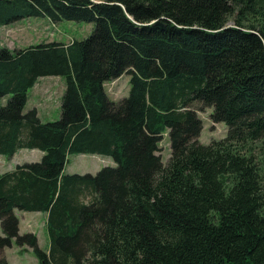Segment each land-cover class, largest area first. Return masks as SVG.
Masks as SVG:
<instances>
[{
    "label": "trees",
    "instance_id": "obj_1",
    "mask_svg": "<svg viewBox=\"0 0 264 264\" xmlns=\"http://www.w3.org/2000/svg\"><path fill=\"white\" fill-rule=\"evenodd\" d=\"M28 17L94 27L0 48V155L43 153L0 173V253L15 239L38 264H264V153L245 149L264 142V0H0V27ZM123 74L114 101L104 83ZM43 76L65 79L47 122L23 111ZM203 107L224 138L197 139ZM76 153L116 165L67 174ZM15 210L47 213V251Z\"/></svg>",
    "mask_w": 264,
    "mask_h": 264
},
{
    "label": "rangeland",
    "instance_id": "obj_2",
    "mask_svg": "<svg viewBox=\"0 0 264 264\" xmlns=\"http://www.w3.org/2000/svg\"><path fill=\"white\" fill-rule=\"evenodd\" d=\"M256 19V18H255ZM261 20V16L258 17ZM254 17L248 15V22L243 19V23H249ZM233 19L230 18L226 25L232 26ZM94 27L93 23L74 20H60L52 22L47 18L28 17L16 20L8 25L0 27V48L17 49L48 41H62L71 43L73 39L81 40L87 37ZM128 74H123L119 78L104 83L105 92L108 97L114 101L128 95L130 88ZM62 76H43L39 77L36 84L27 90V100L23 111L36 108L39 120L42 122L53 121L59 118L60 102L62 92L65 89V81ZM10 95L0 97V105L4 104ZM212 107H203L197 114L202 122L200 136L197 138L200 143L208 144L212 140H219L226 136L227 126L224 122H213L210 118ZM163 137L159 142V151L163 164L167 162L170 156V141L168 131L162 133ZM245 149H253V152L261 159L264 153V142H252L247 144ZM42 156L38 149H19L15 154L0 155V173L12 169L16 164L30 161H39ZM63 167L67 174L96 173L103 166H114L116 163L110 156L100 154H69ZM19 220V233L32 232L37 236L38 246L47 251L49 249V238L46 232V214L35 211L15 210ZM0 234L2 228L0 225ZM21 248L12 240L10 246L4 247L0 253L8 264H38L35 252L32 248Z\"/></svg>",
    "mask_w": 264,
    "mask_h": 264
},
{
    "label": "crops",
    "instance_id": "obj_3",
    "mask_svg": "<svg viewBox=\"0 0 264 264\" xmlns=\"http://www.w3.org/2000/svg\"><path fill=\"white\" fill-rule=\"evenodd\" d=\"M42 18H44V17H42ZM45 18H47V17H45ZM45 18H44V19H45ZM47 19H48V18H47ZM49 20H50V19H49ZM53 23H54V22H53ZM38 79H39V78H38ZM38 79H37V81H38ZM35 84H36V81H35ZM35 84H34V85H35ZM34 85H33V86H34ZM20 149H24V148H20ZM18 150H19V149H18ZM18 150H16V151H18ZM38 150H39V149H38ZM41 152H42V151H41ZM15 153H16V152H15ZM15 153H14V154H15ZM42 154H43V153H42ZM45 214H46V217H47V213H45Z\"/></svg>",
    "mask_w": 264,
    "mask_h": 264
}]
</instances>
